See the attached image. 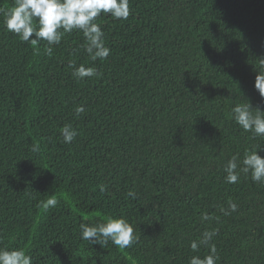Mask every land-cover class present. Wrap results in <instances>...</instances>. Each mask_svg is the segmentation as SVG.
I'll use <instances>...</instances> for the list:
<instances>
[{
  "label": "trees",
  "instance_id": "trees-1",
  "mask_svg": "<svg viewBox=\"0 0 264 264\" xmlns=\"http://www.w3.org/2000/svg\"><path fill=\"white\" fill-rule=\"evenodd\" d=\"M13 4L0 0V248L32 264H189L209 254L190 243L216 230V264H264V184L224 172L246 150L264 157V137L230 115L247 100L264 111V0H129L126 20L96 18L111 52L95 61L77 30L52 55L22 42L3 25ZM70 64L100 75L79 80ZM108 216L133 226L132 246L80 238Z\"/></svg>",
  "mask_w": 264,
  "mask_h": 264
},
{
  "label": "clouds",
  "instance_id": "clouds-1",
  "mask_svg": "<svg viewBox=\"0 0 264 264\" xmlns=\"http://www.w3.org/2000/svg\"><path fill=\"white\" fill-rule=\"evenodd\" d=\"M102 13L117 20H126L130 15L129 0H14L13 6L3 14V25L22 42L37 46L41 41H46L48 46L45 52L48 55H52V46L59 45L65 33L80 31L86 41L85 51L91 59L104 60L110 55L111 49L105 46L104 33L100 25L95 23ZM33 35L35 38L30 39ZM69 66L73 68L72 75L79 80L100 75L95 67L84 64ZM254 87L264 99V59H261V71L257 72ZM84 111L83 106L75 108L77 115ZM230 115L236 125L245 132L252 133L253 139L264 137V111L254 109L249 100L232 107ZM61 135L65 143H71L78 133L71 125H64ZM258 148L246 150L242 160L234 155L227 161L224 166L227 183H236L243 173L250 174L253 183L264 184V157L258 155ZM38 150V145L31 147L33 152ZM103 190L102 187L101 191ZM127 195L135 199L134 192L129 191ZM56 203L54 198H49L44 207L55 206ZM237 208L238 205L229 200L228 208L221 211L230 215L231 212L237 211ZM202 219L208 220L210 217L204 214ZM79 228L80 238L91 245L98 244L102 247L111 241L114 246L125 249L132 246L136 240L133 226L123 217L108 216L104 222L95 225L81 223ZM215 234L216 230H206L199 240L190 243L193 252H197L203 245L209 248V254L203 258L192 256L189 264H216V247L211 243ZM0 264H32V257L22 248H0Z\"/></svg>",
  "mask_w": 264,
  "mask_h": 264
}]
</instances>
